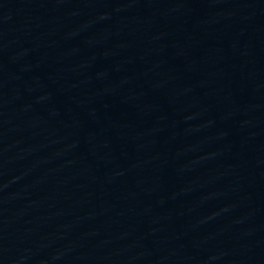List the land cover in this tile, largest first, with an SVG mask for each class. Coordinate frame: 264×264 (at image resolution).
Masks as SVG:
<instances>
[{
  "label": "water",
  "instance_id": "95a60500",
  "mask_svg": "<svg viewBox=\"0 0 264 264\" xmlns=\"http://www.w3.org/2000/svg\"><path fill=\"white\" fill-rule=\"evenodd\" d=\"M0 264H264V0H0Z\"/></svg>",
  "mask_w": 264,
  "mask_h": 264
}]
</instances>
